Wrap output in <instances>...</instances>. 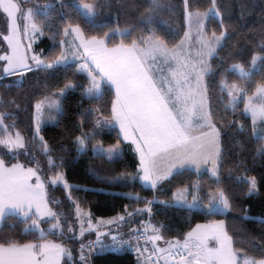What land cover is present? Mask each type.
<instances>
[{
	"label": "trees",
	"instance_id": "1",
	"mask_svg": "<svg viewBox=\"0 0 264 264\" xmlns=\"http://www.w3.org/2000/svg\"><path fill=\"white\" fill-rule=\"evenodd\" d=\"M81 3L92 4V19L79 7ZM25 4L42 34L35 50L47 61L61 54L64 31L71 25L79 26L87 37L104 38L108 46L143 44L149 37H156L167 47H173L185 34L186 9L206 11L215 4L220 18L211 15L205 33L224 32L225 36L209 59L205 86L211 119L220 130L219 173L213 177L208 170L182 168L154 187L144 185L137 178L140 166L137 153L113 121L116 95L109 84L104 83L100 95L88 96L89 77L76 63L32 65L19 76L3 73L0 75V158L6 164L20 163L38 171L46 184L52 216L43 219L34 215L5 216L0 222V244L60 241L68 248L62 264H89L82 255L87 245L98 237L99 229L80 236L79 206L93 217L123 216L126 226L118 228L115 224L105 228L112 232L140 226L148 216L161 236L159 244L183 240L197 223L223 218L239 255L237 264H243V255L263 259L264 137L254 134L252 118L245 112L246 97L232 98L229 87L239 84L247 95H252L264 84V0H25ZM154 6L167 24L145 21ZM5 27L7 31L6 15ZM255 57L258 68L246 75L232 68L234 64L248 68ZM81 65L92 67L87 61ZM67 83L72 86L62 98L58 121L43 124L40 138L36 130L43 119L39 106L45 97ZM96 115L106 119L101 131L96 125ZM110 122L113 126L107 129ZM7 131H19L24 136V145L11 149L4 144L2 136ZM97 142L121 143V156L108 159L94 154L92 149ZM59 173L75 185L67 189L53 184L51 178ZM129 175L134 179L128 180ZM194 182L198 185L201 207L169 202L176 190L183 186L192 190ZM215 191L226 196L229 213L203 208ZM149 203L151 210L147 213L141 208ZM54 224L57 227L52 230ZM91 264L136 262L130 253L104 252L94 255Z\"/></svg>",
	"mask_w": 264,
	"mask_h": 264
},
{
	"label": "rangeland",
	"instance_id": "2",
	"mask_svg": "<svg viewBox=\"0 0 264 264\" xmlns=\"http://www.w3.org/2000/svg\"><path fill=\"white\" fill-rule=\"evenodd\" d=\"M15 1L19 4L18 16L22 37L28 51L31 65L57 66L76 63L79 70L84 71L89 77L90 86L87 91L88 96L96 97L101 94L107 77L115 80L116 76H121L118 74L120 62L131 60L133 65L129 71L121 67L120 69L122 73H127L130 76L131 81L148 82L147 87L143 90L147 94V97L143 93L145 101L143 99L142 102L140 101L142 110L145 109L148 111L144 113H160L159 119L162 118L167 121H172L173 125L179 127L174 133L179 140H186L185 143H190L194 146L198 145L199 154L197 161H195V166L202 168V170H208L213 177L218 176L220 130L210 118L204 78L210 68L209 59L217 47L223 43L225 36L224 32L212 35L205 33L207 19L211 15L220 18V11L215 4L206 11L186 9V31L179 43L173 48H168L162 40L156 37H149L143 44L134 43L130 45L131 49L129 51H126L122 55L120 52H116L114 53L115 56L111 58L110 51L107 50L108 46L99 51L95 50L96 48L94 49L92 37L85 36L79 26L71 25L64 31V36L61 41V54L55 60L47 61L35 50V44L40 41L42 34L33 18L31 9L27 7L25 0ZM79 7L87 17L93 18L94 9L92 4L81 3ZM145 21L167 24L166 18L161 16L159 8L156 6L145 16ZM6 32L5 14L0 8V75L3 74L5 64L2 56L8 49L3 39ZM111 60L115 64H110ZM83 61H91L92 64L90 65L93 66L91 68L84 67L81 65ZM232 68L236 69L241 75H246L258 68L257 57L253 59L248 68L240 64H234ZM17 76H19V73H17ZM71 86V83H67L62 89L53 95L45 97L41 102L39 113L43 114V119L37 125L36 129L37 135L40 138L42 137L41 128L43 124H54L58 121L59 114L62 110V98ZM190 87L191 89H189ZM229 92L232 98L238 99L246 97L245 112L252 118L254 134L264 137V84L260 85L252 95H247L243 87L236 83L229 87ZM128 96L129 93L127 91L120 93L117 106L125 107L129 105L131 102L127 103ZM105 120L96 115V125L99 130L102 129ZM112 126L110 122L106 128L111 129ZM2 140L11 149L21 147L25 142L24 136L19 131H7L2 136ZM204 140L208 141L203 143ZM92 150L94 154H102L108 159H114L121 156L122 144H103L102 142H97L93 145ZM196 170L200 172L199 170L201 169ZM137 178L139 179L138 176ZM127 179H134L133 175H129ZM51 181L53 184H60L67 189L75 185L70 183L63 173H59L57 176L51 178ZM197 193L198 185L194 182L192 190H190L189 186L179 188L174 192L169 202L175 205L198 208L201 206ZM124 194L134 195L133 193ZM151 204L149 203L141 209H145L149 213ZM203 208L213 212L229 213L228 200L220 191L213 192L210 195L208 204ZM77 209L80 236L88 230L98 229L99 227L109 228L120 222H123V225L126 226V220L123 216L93 217L89 211H83L79 206ZM56 225H53L52 230L57 227ZM141 225L149 229L152 241L158 249L161 245H164L167 246L168 250V243L172 240L159 244V235L155 231L156 228L148 216ZM194 233L199 237L197 239L199 244L195 259L198 262L218 264L214 259L216 255L228 259L229 251H235L223 218L197 223L194 228ZM209 234L214 236V243H210L211 247L209 246ZM188 238L189 232L186 233L183 240L187 241ZM191 248H195L193 243H190ZM161 253L164 255V252ZM209 257L212 258L210 262ZM241 257L243 264H264V258L257 260L249 255H243Z\"/></svg>",
	"mask_w": 264,
	"mask_h": 264
},
{
	"label": "crops",
	"instance_id": "3",
	"mask_svg": "<svg viewBox=\"0 0 264 264\" xmlns=\"http://www.w3.org/2000/svg\"><path fill=\"white\" fill-rule=\"evenodd\" d=\"M92 39L94 49L96 48L97 51L108 46L103 38L92 37ZM130 45L132 44H117L108 46L107 50L110 51L112 58L116 52H120L122 55L129 51ZM88 62L92 64L91 61ZM112 63L115 64L111 60L110 64ZM132 65L131 60L121 61L118 68V74L121 76H116L115 80L107 77L105 83L113 88L116 95L113 121L123 139L132 144L139 158L138 177L140 181L144 185L154 187L167 179L174 171L182 168L201 169L199 171H203L204 169L195 166L199 154L198 145L194 146L185 143L186 140H179L174 134L179 127L173 125L172 121L159 119L160 113H144L148 111L142 110L140 101L142 102V99L145 101L144 94L146 93L143 90L147 87L148 82L131 81L130 76L127 73H122L120 69L121 67L129 71ZM123 91L129 93L131 99L128 96L127 103H131L125 107H118V99ZM179 126L181 125L179 124ZM207 141L204 140L203 143ZM51 213L46 184L38 171L20 163L6 164L0 158V222L10 214L34 215L43 219L50 217ZM195 227L196 225L189 231L187 241L180 240L188 255L179 264H204L195 260L199 244L197 241L199 237L194 233ZM98 229L105 230L104 227ZM131 231L132 229L124 230L121 233L129 234ZM155 231L159 235L158 242H160L161 236L158 230ZM213 240L214 236L209 234L210 247V243H214ZM190 243H193L194 249H190ZM159 250L164 252L163 259L166 260L168 258L167 246L161 245ZM67 253L68 248L62 242L54 240H41L16 245L0 244V264H62ZM211 259L209 257V262ZM214 259L218 264H237L239 255L232 250L229 251L228 259L222 258L220 255H216Z\"/></svg>",
	"mask_w": 264,
	"mask_h": 264
},
{
	"label": "built area",
	"instance_id": "4",
	"mask_svg": "<svg viewBox=\"0 0 264 264\" xmlns=\"http://www.w3.org/2000/svg\"><path fill=\"white\" fill-rule=\"evenodd\" d=\"M123 222L117 223V227L123 226ZM115 252L118 254H133L136 264H179L187 257V250L179 240L168 243V259H163V253L159 251L152 241L151 233L146 226L140 225L132 228L129 234L111 232L108 236H98L92 240L83 252V259L91 264L96 254Z\"/></svg>",
	"mask_w": 264,
	"mask_h": 264
},
{
	"label": "water",
	"instance_id": "5",
	"mask_svg": "<svg viewBox=\"0 0 264 264\" xmlns=\"http://www.w3.org/2000/svg\"><path fill=\"white\" fill-rule=\"evenodd\" d=\"M0 8L7 17V32L3 39L7 45V51L2 56L4 61L3 73L5 75L23 73L32 67L26 45L23 41L19 20V4L15 0H0ZM105 229L97 232L98 236L111 233Z\"/></svg>",
	"mask_w": 264,
	"mask_h": 264
}]
</instances>
